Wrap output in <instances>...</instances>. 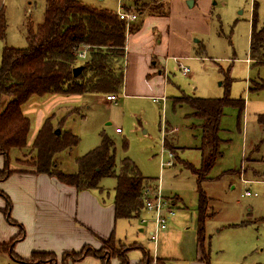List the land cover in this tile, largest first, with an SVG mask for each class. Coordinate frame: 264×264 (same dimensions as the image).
<instances>
[{
  "label": "rangeland",
  "instance_id": "rangeland-1",
  "mask_svg": "<svg viewBox=\"0 0 264 264\" xmlns=\"http://www.w3.org/2000/svg\"><path fill=\"white\" fill-rule=\"evenodd\" d=\"M77 1L114 13L124 10L120 0ZM221 3L222 0H211L212 8L204 13V19L199 17L193 48L187 57H179L177 62L171 53H155L154 58L164 67L165 74L154 84L153 77H150L153 92L144 87L138 95H133L137 92L122 88L115 94L113 102L108 101L104 93L33 95L22 106L30 121L29 146L37 131L35 127L40 115L41 123L51 117L56 130L77 135L79 141L76 146L55 155L61 170L75 172V159L99 145L100 136L105 134L114 141L117 170L121 159L129 158L139 172L150 179L151 187L158 185L162 197L173 200L174 214L166 219L170 233L159 240V247L165 248L170 255L167 264H188L194 259L200 245V227L203 228V246L210 264H264V122L258 120L259 116H264V59L251 63L246 60L252 0H223L224 4ZM44 9L45 0H0V11L5 21L4 37L0 38V60L4 46L26 47V24L41 23ZM192 10L196 11V8ZM257 19L258 27H261L264 18L259 12ZM128 42L131 57L136 53L137 44L134 37ZM199 43L203 48L198 49ZM179 65L188 68L189 74H182ZM134 82L140 86L145 84L143 78L138 80L134 77ZM161 96L165 98L164 102L160 100ZM187 96H228L244 103L242 110L232 105L223 108L217 131L219 155L199 182L198 176L183 167V163H190L199 168L201 161L203 120L192 117L187 104L176 102L177 98ZM152 97L158 100L153 101ZM116 127L121 133L115 132ZM164 139L169 147L174 148L173 152L164 147ZM27 151L13 148L7 158L0 156V169L10 170V175L31 173V168L18 161L26 159ZM169 152L173 154L172 158ZM161 159L164 162L171 160L174 165L161 167ZM2 176L1 181L9 175ZM240 176L261 181L248 185L241 182L243 178ZM116 182L115 177L100 180L105 201L113 200ZM246 190L258 196H244ZM2 193L5 192L0 190V214L5 223L19 231V226L8 221L4 214L6 201ZM201 196L206 203L202 221ZM7 197L11 206L7 214L12 220L13 202ZM14 197L17 206L22 200L30 204V197L23 199L20 194ZM24 197H28L27 192ZM143 218L148 222L142 223ZM116 222L117 239L126 245L150 249L152 244L147 240L151 227L150 213L143 210L138 218H122ZM140 228L146 230L140 232ZM104 247L105 244L101 248ZM117 250L121 252L122 246ZM135 252L140 254L136 248L128 253L133 256ZM23 255L18 257H25ZM146 259L149 264H163L162 260L151 255ZM0 264L23 263L9 253L0 252Z\"/></svg>",
  "mask_w": 264,
  "mask_h": 264
},
{
  "label": "trees",
  "instance_id": "trees-1",
  "mask_svg": "<svg viewBox=\"0 0 264 264\" xmlns=\"http://www.w3.org/2000/svg\"><path fill=\"white\" fill-rule=\"evenodd\" d=\"M120 1L125 11L137 14V22L127 28L125 23L119 20L117 13L110 10L91 7L77 0H45L42 22L36 25L26 24V47H3L0 60V155L7 158L13 148L28 149L27 154L25 153L26 159L18 160L21 165L31 168L32 173L53 176L61 183L73 186L77 191L101 190L102 178L115 177L117 182L112 200L114 217L132 219L138 218L144 209L141 195L145 186L149 185L150 179L144 177L127 157L121 159L117 170L114 141L110 137L102 134L99 145L75 159V172H65L60 169L55 155L76 146L79 141L77 135L70 131H60L61 129L57 133L51 123V117H48L38 128L29 146L27 137L30 121L22 111V106L33 95H115L121 91L126 33H135L140 29L144 16L162 15L167 7L158 0ZM250 23L249 54L259 62L264 59V25L258 27L255 3ZM4 31V15L0 11V38L4 37ZM81 47L86 48L85 59L78 57ZM77 66H82V69L73 76V69ZM176 102L187 104L191 108V116L203 120L200 167L183 163V167L198 176L199 182L219 155L217 131L223 108L232 105L242 110L244 103L241 99H231L228 96H187L177 98ZM261 119L264 122V116H261ZM164 147L171 152L174 150L169 147L166 139ZM2 173L5 175L2 176ZM10 173L7 169L0 170V177L5 178ZM3 197L6 201L4 214L8 221L19 226L20 232L8 242L0 243V252L9 253L23 264H57L58 256L53 252L34 251L24 260L13 253L14 242L22 237L24 232L20 224L10 220V215L7 214L11 207L10 202L7 196ZM200 202L202 221L206 205L204 196H201ZM198 241L203 259L208 264V254L203 247L202 227L198 231ZM104 243V248L94 249L85 245L79 251H64L60 255V264H73L86 256H93L104 264H110L111 255L119 258L120 264H128L127 251L141 248L133 244L118 252L113 237ZM149 263L148 260L147 264Z\"/></svg>",
  "mask_w": 264,
  "mask_h": 264
},
{
  "label": "crops",
  "instance_id": "crops-1",
  "mask_svg": "<svg viewBox=\"0 0 264 264\" xmlns=\"http://www.w3.org/2000/svg\"><path fill=\"white\" fill-rule=\"evenodd\" d=\"M158 1L164 3L167 7L163 10L165 13L162 15L147 14L144 16L139 30L135 33H128V35L126 33L122 88L127 91L130 90L128 92H137L136 94L131 93L133 95H138V92L143 91L144 87L153 92L154 88L149 83L151 81L150 77H153V83L165 74L164 67L159 63V60L154 58L155 53L159 51L171 53L170 56L176 59L177 62L179 57H187L190 54V49L193 48V35L197 32V21L199 17L204 19V13L212 8L211 0ZM254 3L256 4V11L264 18V0H252V8ZM221 4H224L223 0ZM194 8H196V11L192 10ZM131 37H134L137 45L135 48L136 53H133L130 57L128 40ZM249 42L250 40H248V57L246 60L251 63L255 60L250 57ZM199 44L198 49L203 48L202 44ZM134 77H137L138 80L143 78L146 85L136 84ZM41 116L39 117L42 119ZM260 118L259 116L258 120ZM41 119L37 121L36 130L42 124ZM116 133L119 134L121 131ZM28 143L27 145H29ZM172 165H174L173 162ZM8 177V179L0 180V190L6 193H2L3 196L8 195L10 197L13 202V211H11L13 219L23 228L22 237L13 244V253L17 257L25 254L23 255L25 257L21 258L22 260L28 259L34 251H48L58 256L57 264H60V255L64 251H79L85 245L99 249L110 237H113L116 248L119 246L128 248L129 244L126 245L115 236L116 221L118 219L114 217L113 202L105 201L101 190L77 191L73 186L61 183L57 178L42 173L21 174L18 172ZM244 178H240L241 182L248 185L261 181L259 179ZM26 192L28 197H24ZM19 194L23 199L30 197V204L28 205L26 200L24 202L22 200L17 206L14 196L19 197ZM257 196L256 194L247 197ZM169 201H171L173 207V200L169 199ZM150 226L149 232L152 230V224ZM145 230L146 228L139 229L140 232ZM19 232L20 229L18 231L16 227L5 223L4 217L0 214V243L8 242ZM149 232L147 240L152 244L149 240ZM168 233H170L168 227L159 233L155 251H153V244L147 250L140 246V254L135 252L133 256L128 253L132 249L127 251L128 264H147L148 259L146 257L149 255L160 258L163 264H167L170 255L165 251V248L159 247V240L160 238H166ZM29 251L30 253H27ZM109 262L110 264H120L119 258L114 256L110 257ZM187 263L206 264L200 245L194 259L189 260ZM73 264H104V262L99 258L86 256ZM208 264H210L209 256Z\"/></svg>",
  "mask_w": 264,
  "mask_h": 264
},
{
  "label": "built area",
  "instance_id": "built-area-1",
  "mask_svg": "<svg viewBox=\"0 0 264 264\" xmlns=\"http://www.w3.org/2000/svg\"><path fill=\"white\" fill-rule=\"evenodd\" d=\"M119 20L123 21L125 23V27H129L130 24L136 21L137 14L135 12H128L124 10H119L117 12ZM78 57L80 59H85L86 57V48L81 47L78 50ZM179 69L181 70L182 74L187 75L189 72V69L186 67H183L182 65H179ZM162 102L165 101V98L163 96L160 97ZM106 99L108 101H115L116 96L114 94L106 95ZM153 101L158 100L157 97H152ZM116 132H119L120 129L116 128ZM169 157L172 158L173 154L169 152ZM172 161L168 160L167 162L162 161L161 159V166H171ZM244 195H256V193H251L250 191L246 190L244 192ZM142 200H143V208L148 213H150V224H152V230L149 232V240L152 242L155 247L158 242V236L159 233L166 228V219L168 216H172L174 214L172 205L169 203L168 200L162 197L160 194V188L157 185L156 187H151L150 185L145 186V188L142 191ZM142 223L148 222L145 218L141 219Z\"/></svg>",
  "mask_w": 264,
  "mask_h": 264
},
{
  "label": "water",
  "instance_id": "water-1",
  "mask_svg": "<svg viewBox=\"0 0 264 264\" xmlns=\"http://www.w3.org/2000/svg\"><path fill=\"white\" fill-rule=\"evenodd\" d=\"M82 69V66H77L73 69V76H76ZM57 133H59V129L56 130Z\"/></svg>",
  "mask_w": 264,
  "mask_h": 264
}]
</instances>
